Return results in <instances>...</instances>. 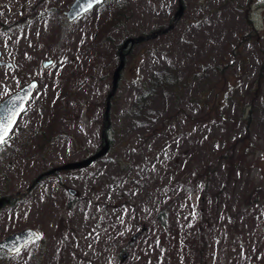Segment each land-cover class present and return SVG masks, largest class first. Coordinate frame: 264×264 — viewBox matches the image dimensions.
Here are the masks:
<instances>
[{"label":"rangeland","instance_id":"1","mask_svg":"<svg viewBox=\"0 0 264 264\" xmlns=\"http://www.w3.org/2000/svg\"><path fill=\"white\" fill-rule=\"evenodd\" d=\"M107 1L70 21L74 0H0V102L38 81L0 146V195L19 197L0 209V241L41 236L2 264H264V0H181L170 32L125 51L110 100L117 46L173 22L180 0H127L114 26ZM56 104L53 138L14 156ZM105 119V156L32 186L101 148Z\"/></svg>","mask_w":264,"mask_h":264},{"label":"water","instance_id":"2","mask_svg":"<svg viewBox=\"0 0 264 264\" xmlns=\"http://www.w3.org/2000/svg\"><path fill=\"white\" fill-rule=\"evenodd\" d=\"M102 1L103 0H100L99 3H101ZM99 3H93L92 7L88 8L87 7V0H74L70 9L65 11L64 13L68 16V19L70 21H73L77 17L81 16L83 13L94 8ZM184 10H185L184 5H183L182 1L180 0L179 9L175 14V19L168 27L163 28V29H159V30L152 32L150 34H147V35H141L138 37H129L122 43V45L120 47V53H119L120 62L114 71L113 87H112V91L109 93L108 100H110L111 97L117 91L118 83L120 81L121 74H122V70L124 69L125 63H126L125 50L130 45H134L135 43H137L139 41L155 38L158 35L166 33L168 31H170L171 29H173L175 27L176 23L178 22V20L183 16ZM0 54H1V52H0ZM51 63H52V60H49V61L45 62V65L48 66ZM1 64H5L7 66L12 65V63L4 62V61H1ZM33 84L37 87L38 81L33 80L31 83L24 85L19 90L10 94L8 97H6L4 100H2L0 102V116H6L8 114L6 110L11 109L14 106V104L19 105V107L17 108L18 115H17L16 123H15L14 127L16 126V124L20 118L21 113L23 112L24 108L26 107L28 101L31 99V97H32V95L36 89V87L35 88L30 87ZM108 116H109V103H108L107 109H106V119L108 118ZM106 119L104 120V125H103V130H102V137L104 139V144L102 145V147L100 149H98L95 153H93L92 155L88 156L85 159H82L80 161H73V162L64 163L62 165L56 166V167L40 174L35 179L32 186L35 185L43 177L48 176V175H52L58 171L70 170V169H82L85 167L92 166L97 160H99L104 155H106L108 153L110 147H111V143H110V140L108 139V134H107V129L109 128V125L107 124ZM14 127L12 128L10 134L12 133ZM70 192L72 194H75V190H73V189H70ZM7 200L8 199L6 197H3L0 199V208H2V206L4 205V203ZM143 230H145V228H143ZM140 233L141 232L135 233L132 236L131 240L135 241L137 239V237L140 235ZM34 234H39V232L36 229L31 228V227H27V228H24L22 230L13 232V233L7 235L3 240L0 241V249L6 251L7 253H9L11 255L16 254V253L20 252L24 248V246H26L28 243H30L32 240H34ZM129 255H130V252H128V251L125 252L122 255V260L125 261L129 257Z\"/></svg>","mask_w":264,"mask_h":264},{"label":"trees","instance_id":"3","mask_svg":"<svg viewBox=\"0 0 264 264\" xmlns=\"http://www.w3.org/2000/svg\"><path fill=\"white\" fill-rule=\"evenodd\" d=\"M105 2V1H104ZM103 2V3H104ZM110 2V3H114L115 6L112 10V13L109 16V18L105 19V20H108L109 21V26H114V25H118L119 22L122 20L123 17H121V15L124 14V6H125V3L127 4V0H108L107 3ZM102 3V4H103ZM104 5V4H103ZM172 23V21H170V23L166 26H163V27H160L156 30H154L153 32L159 30V29H163L164 27H168L170 24ZM59 25H62L61 22L58 23ZM103 28H108V25L107 26H102ZM172 30V29H171ZM105 30H101V33L104 32ZM170 32V31H168ZM159 36V35H158ZM122 44H119L117 46V49H118V53H120V47H121ZM131 49V46H129L126 50L129 52V50ZM126 52V53H128ZM58 105L56 104L54 107H53V114H51L49 116L48 114V120L45 122L46 125H48V129H46V127L43 125L41 127H36L34 128V131H33V134H30L29 136V139L26 140L24 138H21L19 140V143L17 147L13 148H9L10 149V152L12 150H14V156H18V157H21L23 156L24 158L28 157V156H25L24 155V150L26 149L27 146H31L32 148L34 147L35 151L33 153V155L38 152L39 150H42L48 143V140H50V138H53V134L50 133V130L55 128L56 127V121H57V117H58V113H60V109H57ZM53 120H54V123H53ZM49 134V137L46 138V134ZM32 135V136H31ZM26 140V141H25ZM7 143H5L4 145H6ZM58 173V172H56ZM260 188V187H259ZM257 188V190L259 189ZM262 189V188H261ZM188 190V189H187ZM186 191L183 190L182 192ZM0 196H7V192L6 191H1V195ZM254 195H252L253 197ZM255 197V196H254ZM14 202V201H13ZM169 208H171V206H169L168 208L164 209L161 211V213L158 215V219L161 220V223L162 225H166V216H167V212L169 210ZM262 218H264V213L262 214ZM185 220L191 224V231L189 232L188 236L185 238V244H184V247H185V250L187 251V255H195L196 257V260H200L201 261V249L197 248L198 244L201 242H203L202 240V235H201V231L196 229L195 227V224L194 223H191V220L190 219H187V215H185ZM148 230V227L146 229V231H141L139 237H142L146 234ZM138 237V238H139ZM264 242V240H263ZM7 255L3 252V251H0V264H2L5 260V257ZM161 263V261H159V264Z\"/></svg>","mask_w":264,"mask_h":264},{"label":"snow or ice","instance_id":"4","mask_svg":"<svg viewBox=\"0 0 264 264\" xmlns=\"http://www.w3.org/2000/svg\"><path fill=\"white\" fill-rule=\"evenodd\" d=\"M100 0H87V7L91 8L93 3H99ZM30 87L35 88L33 84ZM19 105L14 104L11 109H7L6 116H0V145H4L10 136V132L16 123L18 115L17 108ZM40 234H34V239H40Z\"/></svg>","mask_w":264,"mask_h":264},{"label":"flooded vegetation","instance_id":"5","mask_svg":"<svg viewBox=\"0 0 264 264\" xmlns=\"http://www.w3.org/2000/svg\"><path fill=\"white\" fill-rule=\"evenodd\" d=\"M12 66V65H11ZM12 196V195H11ZM3 197H6L8 200L4 203V205H9L8 203H11V204H14L15 203V199H17V198H19L18 196L17 197H15L14 198V196H12V197H8V195L7 196H3ZM3 197H1V198H3ZM0 198V199H1ZM14 201V202H13ZM4 205L2 206V207H4ZM1 209V208H0ZM0 251H3V250H0ZM3 252H5V251H3Z\"/></svg>","mask_w":264,"mask_h":264}]
</instances>
